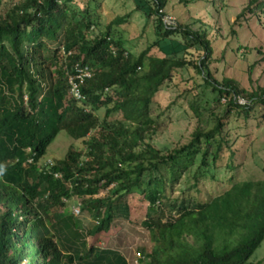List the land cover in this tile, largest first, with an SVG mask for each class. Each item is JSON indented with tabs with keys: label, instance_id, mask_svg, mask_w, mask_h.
<instances>
[{
	"label": "trees",
	"instance_id": "obj_1",
	"mask_svg": "<svg viewBox=\"0 0 264 264\" xmlns=\"http://www.w3.org/2000/svg\"><path fill=\"white\" fill-rule=\"evenodd\" d=\"M93 1L0 0V264H127L121 252L94 242L127 217L133 194L147 203L141 224L152 244L137 264H264V257L250 260L264 241V175L227 180L205 200L174 195L212 180L225 151V166L235 169L233 118L264 106V86L216 81L207 28L165 24L167 0H136L154 34L138 55L111 24L92 31L99 22ZM253 4L264 12V0ZM75 64L92 71L81 99L67 86ZM182 69L197 79V92L184 98L199 125L187 143L162 152L148 141L157 128L151 105ZM60 131L83 141L84 151L70 148L39 164ZM194 167L199 173L190 176ZM74 197L77 214L67 209Z\"/></svg>",
	"mask_w": 264,
	"mask_h": 264
},
{
	"label": "rangeland",
	"instance_id": "obj_2",
	"mask_svg": "<svg viewBox=\"0 0 264 264\" xmlns=\"http://www.w3.org/2000/svg\"><path fill=\"white\" fill-rule=\"evenodd\" d=\"M93 2L91 6L99 7V22L92 30L95 33L103 32L111 24L114 33L122 39L126 51L133 55H138L154 40L152 19H147L144 13L138 11L140 3L136 0ZM164 11L176 23H185L195 29L207 28L214 49L208 68L216 81L220 83L224 79H232L249 91L264 86V12L255 9L253 0H167ZM120 17H124L123 22L116 24L115 19ZM164 20L168 23L167 18ZM149 53L159 54L155 49ZM196 83L195 74L182 69L175 72L172 81L155 94L151 114L157 122V128L153 134H149L151 138L148 141L156 149L167 152L187 143L198 127L199 120L193 117L184 98L186 93L197 92ZM199 90L208 97L213 96L209 89ZM103 113L104 109L100 108L99 116L102 117ZM233 121L235 141L231 148V161L235 169L230 171L225 166L230 154L225 151L218 166L211 169L212 180H201L197 188L190 191L185 186L177 188L174 195L180 196L182 191H186L184 195L205 200L224 190L227 180L238 181L264 175V106L255 107L246 119L240 116L233 118ZM96 134L97 130H93L89 135ZM70 148L83 152L84 143L60 131L39 164L63 159ZM197 173L199 171L194 167L190 176ZM106 192L107 189H102L96 196H105ZM77 202L76 197L67 201L70 213L75 214L73 208L77 207ZM127 205V217L116 220L109 231L96 237L94 243L101 248L118 250L125 256L127 264H137V259L152 247L148 232L141 224L147 203L141 195L133 194L127 198ZM263 257L264 241L250 260L256 262Z\"/></svg>",
	"mask_w": 264,
	"mask_h": 264
},
{
	"label": "built area",
	"instance_id": "obj_3",
	"mask_svg": "<svg viewBox=\"0 0 264 264\" xmlns=\"http://www.w3.org/2000/svg\"><path fill=\"white\" fill-rule=\"evenodd\" d=\"M165 18H167L168 23H166V21L164 20ZM163 21L167 25H173L174 23V19H172L170 16L163 17ZM91 72L92 71L88 67H82L77 64L73 66V73L69 74L67 77V86L69 89V93L71 94L73 98L75 99L82 98L80 91H79L80 85L85 81V79H88L91 77L92 75ZM236 102L239 105L247 104V102L241 97H236ZM73 212L77 214L78 210L74 208Z\"/></svg>",
	"mask_w": 264,
	"mask_h": 264
}]
</instances>
